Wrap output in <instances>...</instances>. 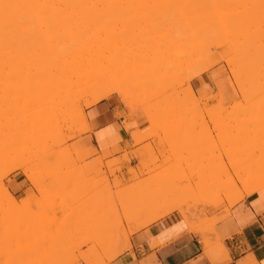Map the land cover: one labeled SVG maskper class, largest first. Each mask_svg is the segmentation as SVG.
<instances>
[{
	"label": "rangeland",
	"instance_id": "374dc122",
	"mask_svg": "<svg viewBox=\"0 0 264 264\" xmlns=\"http://www.w3.org/2000/svg\"><path fill=\"white\" fill-rule=\"evenodd\" d=\"M151 1L153 0H147L146 2L151 3ZM220 1L221 0H210V5L215 2L214 4H218L220 7H225L224 3L226 1ZM147 3H145L146 8L142 5L144 10L142 7L141 11L137 8L140 6L139 4L137 7L134 6L136 4L133 5L135 9L133 8L134 11L132 12H134V17L136 15L140 26L137 21L136 23L133 20L134 17H129L131 14L133 16L131 11H129V14L131 13L129 15L124 14L123 10H120V8H124L125 6V3H122V7L121 5L120 8L115 7L119 9H117L118 11L113 10L111 14L105 18L106 20L108 19L107 21L112 20L111 23H106L105 19L104 21L101 19L98 20V23L101 21L99 23L101 26L97 23V25L100 26H97V28L99 29L102 27V30L100 29V33H97L94 38L92 37L89 40L91 42H89L91 49L94 47L92 50L95 49V51H92V58L88 65L91 67L102 66L103 68H107L110 65L112 71L111 73L110 68L108 69V73L106 71L107 74L105 78L101 79L100 84H105L114 78L121 82H126L127 77L132 80V73L133 77L135 75L132 82L129 79L130 82H126V84L132 86L131 88L137 89H135L138 91L137 97L134 93L132 100H128V103H124L121 102L118 95L111 94L115 95L123 104L127 111V116L141 114L143 116L145 115L148 121V130L145 132L135 130L131 133L132 140L134 141L133 145H139V147L130 151L115 147L112 150L97 152L93 150L92 146L85 145L84 134L89 130V127L87 119L85 121L82 116H85L84 106L76 105V102H82L85 97H81L79 94L77 95V93L76 95L74 93L71 95L72 92L77 90L75 87L80 82H77L78 80H76L74 76L70 79H72V81L74 79L77 84L73 81L74 86L71 84V81V86H69L68 83L66 87L69 86L70 89L68 87L65 88L64 86H62V88L61 85L65 84L60 83V87L62 88L60 89V93L61 91H63L62 94L65 93L62 96L58 92L60 87L57 89L58 86H56L59 83H56V85L55 83H50L51 87H49L50 89L47 87V89H49L47 90L45 86H50V84L45 83L42 85L39 82H32L31 84L33 87L30 83L24 84V86H27L26 88L24 87V90L23 85L14 81L13 83L12 80H10V82L9 78H6L7 80L5 79V81L3 80L4 78L2 79L1 77L2 74L5 75V73H8L9 65L11 66L13 64L14 58L13 60L10 59L9 62H11V64H8V61L5 62L3 59V63H5L3 66L0 61V67L2 66V68H0V90H2L0 91V264H54L60 260L61 254L63 257L61 261H63L77 253L79 254L80 252L83 254H89L95 264H108L114 254H121L128 248L125 236L123 237L122 235L123 230L120 222L122 216L121 209L130 200L139 199L142 201H149L152 197H156L155 202L157 204L163 203L165 206L168 205V203L176 202L182 203L183 205L186 204L185 207L189 208V211L194 214H192L193 216L191 218L192 220H195L196 225L200 224L199 226H206L209 219L223 214L226 208L229 207V205H227L228 203L225 201L226 195L233 194L234 188L238 186L240 187V180L245 181L243 186L264 180V104L261 102H264V97L261 95L263 93H258V89L255 90L256 87L253 86V84H255V81H252L253 78H251V80L250 76L248 77L247 75L248 69L250 71V68L252 67H249V65H247L248 67L246 66V63L253 65L257 61L254 59L257 57L253 56L249 57V59L253 58L255 62L246 59V56H250L254 49L248 48V51L251 50V52L247 53L246 51L247 55L245 53L242 55L241 52L243 51L240 50L241 56H245L243 58L247 61L243 60L241 63H238L235 59L237 62H233L234 64H226L229 61L226 62V59H229L228 56L230 55H228V49H226L228 45L225 48V52L223 46L221 47V43L220 45H218V42L215 44V42L212 41L213 37L216 35L215 30H211V35L209 36H213L212 39L210 38L212 42H210V39H205L208 43L213 44L214 42V44L209 47L210 54L206 55L207 57L209 56L210 60L208 61H210V63L208 62V64H206L208 65L207 69H201L202 72L200 73L201 70L199 68L200 71L195 69L197 68V62L199 61L200 63V60H197L199 57L196 59L197 62L194 66L190 64L191 62H187V64H185L186 61L185 63L179 62L177 60L178 58L176 57V59L175 56L178 54L176 53V50L177 52L180 51L179 54H182L181 50H185L181 47L182 45L184 48V42H186V44L188 43L189 47L205 46L207 48L209 45L204 41L203 36L201 37L202 39L198 38L201 43L197 39L195 40V38H190L187 34L188 32H186L187 29L189 30L186 26V24L188 25L186 20H184L187 28L185 29L186 31L182 29L185 28V26L183 27V22L181 24L174 21V23H179L175 25H181L179 26V29L177 27L178 31L175 32L174 30H176V28L174 29L172 26L174 23H172L171 19L163 20L159 18L163 22H166L165 20H170L169 23H160L161 20L155 18L158 20V26L155 20L150 21H153L156 24H153L152 22L151 24L148 23L150 22L148 19V25H143L145 22H142L140 16L142 19L144 16L145 18L143 20L147 21L146 19L149 17L150 19L154 16L157 17L159 15L157 11H160L158 8L159 6L156 9L154 8L155 11L158 9L156 11L158 15H154V9L152 10V8L149 7L151 5ZM229 3L232 4L231 2ZM247 3H245V5ZM250 3H253V1ZM115 4L118 5L119 3H116L115 1ZM240 4L243 5L239 2V4L237 3L233 6H236V8L237 6H240L238 8L242 9L244 6L241 7ZM152 5H154V3ZM247 6L250 5L247 4ZM129 7H126L127 9H125L127 12ZM131 7L129 9H131ZM149 8H151V12L149 13L153 12L152 15L147 13ZM241 9H238V11ZM136 10L138 11L135 12ZM114 11H116V13L112 14ZM120 11L123 12V16ZM235 11L237 10L234 8L233 12ZM118 12H120V14ZM127 12L125 11V13ZM139 12H141L142 15ZM117 13L118 15H116ZM120 15L122 17L128 15L129 18L127 17L128 19H126L125 17L123 19ZM240 15H243V13ZM240 15L238 16L237 14V16L235 15L236 17L234 16L236 21ZM130 18H132V20H130ZM181 19L179 18V21ZM120 20H123V24L125 25H123ZM130 21H134L133 23H136L137 26L136 24H132V28H130ZM181 21H183V19ZM236 21L229 23L231 30L236 26L234 25L237 24ZM116 23H118V26H116ZM126 23L130 24L126 25ZM170 23L172 24L171 26ZM227 24L228 23L222 27H220L221 25L217 26L222 33H220L215 26L214 28L219 34L222 35L225 33L229 38L230 36L232 37L231 34L233 32L230 34L229 26ZM167 25L173 27V31L170 32ZM111 26H116V30L112 31L114 27L111 29ZM161 26L163 28H161ZM95 28L96 26H94V29ZM97 28L96 30H98ZM123 28L125 29L121 30L119 34V30ZM180 28L183 32L185 31V35H182L183 32H181ZM106 30L108 33L111 31L112 34H108ZM250 30L249 32H251ZM254 30H257L256 27ZM254 30H252V32H254L253 34L256 33V36L250 33L248 34L249 36L251 35L255 37L256 39L254 40L256 41H254L252 37L247 36L248 34H246L245 38L243 37L244 41L245 39L249 40L252 38L250 40H253L260 47V44H263L264 36L260 38L262 35L260 33L261 35L259 34L260 36L258 39V31ZM162 31V34H165L166 32V35L168 32V34L171 33V37L170 35H168L169 38L165 35L167 39H162L160 37L161 42H159V37L157 35H159L158 32ZM101 32H105V34H107V36L105 35L106 37H109V35L112 36L110 39L114 41L111 42L112 40L110 41V39H108L107 42L106 37H103V33ZM121 33H123V35H121ZM212 33H214V35ZM201 35H199V37ZM207 35L208 34H206V36ZM161 36L164 37L163 35ZM121 37H124V39ZM156 37L158 38L157 42L156 40H153L156 39ZM223 37L221 36L220 38ZM227 37H225V39L228 41L231 37L229 39ZM103 38L105 42H110L109 46L102 41ZM243 38H241V40ZM169 39H173L174 41ZM182 39L184 40L182 41ZM185 39H187V41ZM260 39L263 40L259 41ZM188 40H191L190 44ZM231 40L232 39L229 41ZM138 41H140V43H137ZM193 41H195V44H192L194 43ZM196 41L201 45H198ZM253 41L249 44L252 45ZM155 43L161 45L155 46ZM180 43L182 44L180 45ZM227 43H224L223 45H226ZM137 44L140 45L138 46ZM178 45L181 47L179 50ZM188 45L185 46L186 49ZM136 46L138 48H136ZM188 49L186 51H188ZM230 49L232 48L230 47ZM167 51L170 52L168 53ZM223 51L225 55L223 54ZM1 53L2 52H0V54ZM233 54L234 53L232 52V55ZM115 55L120 56L116 58ZM2 56L0 59L3 58ZM5 56L6 59H8V55L4 54V57ZM202 56L205 58L204 54ZM222 56H225V58L223 59ZM124 57H126V59L128 58L126 62H124ZM170 57L173 61L170 60L169 62ZM110 59H112V64H110ZM115 59H121V62L119 61L118 63L122 66L121 68L118 66L119 69L116 68L117 70L115 69L113 71L115 68L114 66H117L118 64L117 62V64H114L116 61ZM213 60H215L212 62L214 64H211V61ZM167 61L170 64L171 62L176 63H172L171 66H174L171 67ZM205 61L207 62V60L204 59V62ZM153 62H156L154 65L157 67L153 65ZM150 64L152 65L150 66ZM112 65L114 68L111 67ZM230 65H235L233 68L236 69L231 68ZM187 66L189 67V70L187 69ZM191 66L194 67V71L196 70L199 72L198 75L194 76V74L190 79L185 73L188 71L189 73L187 72V74L192 75L191 73L193 71L191 70H193V68ZM243 66L246 67L247 72L245 71V68L242 69ZM256 70L257 68L255 71ZM183 71H185V73ZM234 71L239 72L240 78L239 76H236V74H233L235 73ZM108 74H110V76ZM250 74L253 77L254 73ZM259 75L258 76L261 77V79L259 78L258 80L257 77V79L254 80L262 82L261 80L264 78L262 71ZM236 79L245 81L247 84V93L245 90V92L238 90V86H241L242 84L238 85L240 84V82H238V84L235 85V82H237ZM262 84L263 86L261 89L264 91V83L262 82ZM187 85L190 87L188 91ZM257 85H259V82ZM15 86L17 87V90H15ZM52 86L54 87L52 88ZM42 89H46V92L43 91L45 94L42 92ZM261 89L259 88V91L262 92ZM189 91L192 96L194 95L193 97H195V99L192 96H189ZM255 91L257 93H255ZM13 92L15 94H13ZM9 93H12L13 95ZM138 93L141 94L138 95ZM244 93L246 94L244 95ZM248 94L252 95L248 96ZM42 96L45 97L43 98ZM66 99L68 100L67 102L65 101ZM40 104H42V106ZM41 109L42 111L40 112L39 110ZM59 109L60 111L62 109L61 113ZM23 137H25V139ZM137 152L141 154L140 157L133 156L134 153ZM116 153H119V155H115ZM131 159H133V161H131ZM223 164L227 168L226 173V168H221L224 175L219 171V167ZM19 165H22V168H26V173L27 175L29 174V176H27L25 172H22V168L18 167ZM15 167L16 169H14ZM234 168L236 170H234ZM200 169L205 170V172L201 171L204 172L205 178H213V181L217 182L219 180L221 183L218 181L220 184L219 186L217 185L218 183L211 185V187L207 186L208 190L205 189L203 194L202 192H198L197 194H194L195 196H191V198L190 195L186 194L188 196L187 199L186 195H184L185 193L182 192V188H188L187 186L191 187L192 185H195L194 182L196 183L197 180L200 182V176L199 178H196L198 176L195 174V179L191 176L194 174L191 171L195 170L200 172ZM233 171H237L235 172L237 175L234 176V178L232 177L231 181L229 176L233 174ZM134 173L139 177H136ZM200 173L199 175H201ZM14 175L18 176L17 179H21L23 183L24 191L21 193L22 196H20V198L25 195V191L30 193L28 201L21 199L17 205H14L15 207L12 206L10 208V206L7 207V198L6 196L4 197V193L1 192V190L4 191L5 188H7L11 193L10 182L12 180L11 177ZM225 176H228L229 179L226 180L227 178ZM65 178H72L76 182L69 188L59 189L60 187L55 183H58V181ZM90 180L93 181V186L101 181L108 184L100 194L101 197L99 196L96 200L92 199L91 201L88 200V197H85V190H87L89 185L88 182ZM213 181L211 183H213ZM31 182H33V184ZM164 183L168 184L166 185V188H169L170 186L175 188V190L172 189V187L170 188L173 190L171 193L175 192V195H171L169 189L167 190L166 188L161 192L156 191L157 189L162 188L163 186L160 188L159 186L164 185ZM177 187H181V189L178 188V191L182 192V194L177 192ZM2 188H4V190ZM73 190L76 193L66 202L67 204L61 207L51 205V200L58 196V193L60 194L61 191L70 192ZM257 194H262L264 196V191L260 189ZM218 197H220L222 201L218 199ZM242 198L236 197L233 204ZM218 201L221 202L217 203ZM187 204L191 206L189 207ZM191 207L194 209H191ZM182 215L184 218H187L185 214ZM125 223L126 222H124V224ZM124 226L132 228L134 227V224H125ZM205 233L209 237L207 247H215L216 242H214V240L210 238V235H208L209 231H205ZM104 239L110 240H108V246H105V248L96 247V242ZM81 241L82 243H80ZM72 244H75L76 246L79 244V246H77L78 248H73L75 245ZM63 246L65 247V250ZM67 246L71 248H67ZM76 263L84 264L81 260Z\"/></svg>",
	"mask_w": 264,
	"mask_h": 264
},
{
	"label": "bare ground",
	"instance_id": "6f19581e",
	"mask_svg": "<svg viewBox=\"0 0 264 264\" xmlns=\"http://www.w3.org/2000/svg\"><path fill=\"white\" fill-rule=\"evenodd\" d=\"M115 1H116V3H119L118 5H116L115 4ZM147 0H112V2H111V0H0V52H2L0 55L3 57L2 59H0V61H1V63H2V66L3 65H5V63H3V59L5 60V62L6 61H8L7 63L8 64H11V62H9L10 61V59H12L13 60V58H14V60H13V64L10 66L9 65V68H8V73L6 74L5 73V75H3L2 74V72H1V74L3 75H1V77H2V79L3 80H5L6 78L8 79L9 78V81L10 80H12V82L14 81V82H17L18 84H21V85H23V89H24V87L26 88L27 86L25 85L24 86V84H31L32 82L34 83H36V82H39V83H41L42 85L43 84H45V83H48V84H50V83H55V85H56V83H59L58 85H56V86H58L57 87V89L60 87V85L61 84H65V85H61V87L62 86H64L65 88H69V86H71V84L72 85H74L73 83L75 82V84H77V82H79V84L74 88L76 91L75 92H72L71 93V95L74 93L75 95H76V93H77V95L79 94V96H81V97H85L84 99H83V101L80 103L79 101L78 102H76V105L78 106H84V108L85 107H88V106H91V105H93V104H95L96 102H98V101H100V100H102V99H105V98H107V97H109L111 94H116V95H118L119 97H120V100H121V102H124V103H128V100H132V96H133V94L135 93V95H136V97H137V92L138 91H136L137 89L136 88H131L132 86H128L127 84H126V82L127 83H129L130 82V80L128 79V77H127V79H128V81H127V79H126V82L125 81H120V80H118V79H115L114 77H111V78H114V79H112V80H109V82H107V83H105V84H100L101 82V79L102 78H105V76H106V74L109 72V68H110V65H109V67H107V68H103L102 66H97V67H91V66H89L88 65V63L90 62V60H91V58H92V54H93V52L92 51H95V49L94 50H92L91 49V47H90V45H89V40L93 37L94 38V36L97 34V33H100V29L102 28H97V26L98 27H100L101 26V24H99L101 21H99V23H98V20H102V21H104V19L105 18H107L110 14H111V12L113 11V10H117L118 8H115V7H119L120 8V5L122 4V3H125V6H124V8L122 7V5H121V7L122 8H120V10L122 11L123 10V12H124V14H129V11H131V13H133V16H132V14L129 16V17H134V12H132V11H134V9H135V7H137V5L139 4L140 6L139 7H137L140 11L142 10V5H144V7H145V3H147L146 2ZM153 1H155V2H153ZM153 1H151V3L153 2L154 3V5L156 6H154V5H152L151 3H147V4H150L151 6H149V5H147V6H149V7H151L152 8V10L155 8H157L158 6V8L160 9V11H157L158 13H159V15L157 14V12L155 11V9H154V15L155 14H157L158 16L156 17V16H154L153 18H151L150 19V17L149 18H147L146 20L147 21H145V20H143L145 17L143 16V19L141 18V16H140V19L142 20V22H145V23H143V25H146L147 24V22H148V19H149V21L150 20H155V22H157V26H158V20L157 19H155V18H161V19H171V21H172V23H174V21H176V22H179V23H181L182 24V22H183V27L185 26V21L184 20H186L187 22H188V25H190V26H188L187 24H186V26L189 28V30L186 28V26H185V28H182L183 30H185V29H187V31L186 32H188L187 34H188V36H190V38H192V39H194L195 38V40L197 39L198 40V38H201L202 36H203V39H204V41H205V39L207 38L208 40L211 38L212 39V37L213 36H209V35H211V30H215V36L213 37V39H212V41H214L215 42V44H216V42H218L219 44L218 45H220V43H221V47L223 46V48H224V51L226 52V50H225V48H226V46H227V48L226 49H228V51H227V53H228V55L230 54V55H232V52L234 53L232 56H228V58L229 59H226V62L228 61V63H226V64H234L233 62H235L236 60L238 61V63H241V61H243V60H246V59H248V60H250V61H252L253 60V62H255L256 60V62L252 65V64H247L246 63V66L247 65H249V67H252V68H250V71H249V69H248V73H247V75H248V77L250 76V79L251 78H253V80L252 81H255V84H253V86L254 87H256L255 88V90H257L258 91V93L260 92V94L261 93H263V94H261L263 97H264V91L261 89L262 88V86H263V84H262V82L264 83V78L261 80L262 82H260V81H258L259 80V78L261 79V77H259L260 75H259V73L261 74V71H262V73H263V75H264V66H263V64H264V41H263V44L261 45L260 44V42H259V44H260V47H259V45L258 44H256L254 41H256V40H254V39H256L255 37H253V36H249V34L248 33H250V34H252V35H255L256 36V33L255 34H253L254 32H252V30H254L255 29V27H256V29L257 30H254V31H258L257 32V35H258V39H259V36H260V38L261 37H263L264 35V0H249L250 2H252L253 1V3H250L248 0H221V1H226L225 3H224V6L225 7H220V6H218V4H214L215 2H213L211 5H210V0L209 1H207V0H153ZM220 1V2H221ZM236 1V2H235ZM245 1V2H244ZM145 2V3H144ZM207 4H206V3ZM229 2H231L232 4H230L229 3V5H228V3ZM239 2L240 3H242L243 5H241V7H243L242 9L241 8H238V7H240V6H237V8H236V6H233V5H235V4H239ZM248 2V3H247ZM113 5H112V4ZM156 3V4H155ZM209 3V4H208ZM245 3H247L248 5H250V6H247V4L245 5ZM111 4V5H110ZM128 4V5H127ZM134 4H136V5H134ZM116 5V6H115ZM127 5V6H126ZM129 5H130V7L131 6H133V7H131V9H129L130 7H129ZM112 6V7H111ZM153 6V7H152ZM208 6V7H207ZM211 6V7H210ZM111 7V8H110ZM114 7V8H113ZM126 7H129L128 8V12H127V10H125V9H127ZM144 7H143V10H144ZM134 8V9H133ZM141 8V9H140ZM146 8V7H145ZM151 8H149V10L148 9H145V10H148V12L147 13H149V12H151ZM234 8L237 10V11H235V12H237V13H235V12H233L234 11ZM238 9H241V10H239L238 11ZM119 10V9H118ZM117 10V11H118ZM127 12V13H125V11ZM120 11V12H121ZM138 10H136L135 12H137ZM243 11V12H242ZM120 12H118L119 14H120ZM123 12H121V14H122V16H123ZM156 12V13H155ZM114 13H116V11H114L112 14H114ZM118 13L116 14V15H118ZM139 13H141V12H139ZM146 13V14H147ZM241 13H243V15H240ZM136 14V13H135ZM149 14H153V12L152 13H149ZM237 16V14H238V16L240 15V19L239 18H237V21H236V16ZM141 15H142V13H141ZM144 15H145V13H144ZM148 15V14H147ZM121 15H120V17L121 18H125L126 17V19H128L129 17H128V15H124L125 17H122ZM146 16V15H145ZM235 16V17H234ZM128 17V18H127ZM120 18V19H121ZM132 18H130V20H132ZM136 18V15H135V17L133 18V20L136 22H138V20H137V18ZM177 18V19H176ZM179 18L181 19H183V21H179ZM140 19H139V21H140ZM161 19H159V20H161ZM174 19H176V20H174ZM234 20V21H232V20ZM94 20V21H93ZM106 20V19H105ZM108 20V19H107ZM106 20V23H111V19H109V20H111V21H107ZM178 20V21H177ZM239 20V21H238ZM91 21H92V23H91ZM121 21V20H120ZM129 21V20H128ZM127 21V22H128ZM133 21V22H134ZM153 21H150V22H148V23H150L151 24V22L153 23V24H156V23H154ZM166 22H163L162 20L160 21V23H169L170 22V20H165ZM237 22V24H234V25H236L235 27H233L232 28V30L230 29V25H229V23H231V22ZM114 22H115V20H114ZM114 22H112V23H114ZM123 20L121 21V23L123 24ZM126 22V21H125ZM131 22V21H130ZM133 22H131V24L130 23H126V25L127 24H130V28H132V24H136V23H133ZM174 23L173 25L170 23V26L172 25L173 27H174V29L176 28V30H174L175 32L176 31H178V29H179V26H181V25H175V24H179V23ZM94 23V24H93ZM96 23V24H95ZM97 23L100 25H97ZM120 23V24H121ZM139 23V22H138ZM159 23V24H160ZM226 23H228L227 25L229 26V30H230V34H231V32H233L231 35H232V37L230 38V39H232L231 41H229L230 39L227 37L228 35L227 34H225V33H223L224 34V37H223V34L221 35V34H219L218 33V31H220L218 28H217V26H220V27H222V26H224ZM92 26H91V25ZM103 24V23H102ZM104 24H105V22H104ZM103 24V25H104ZM115 24V23H114ZM118 23H116V26H118L117 25ZM112 25V24H111ZM123 25H125V24H123ZM123 25H121V26H123ZM148 25V24H147ZM163 25V24H162ZM94 26H96V28L98 29V30H96V28L94 29ZM116 26H111V29H112V31H114V30H116L115 29V27ZM129 26V25H128ZM136 26H137V24H136ZM139 26H140V23H139ZM155 26V25H154ZM164 26V25H163ZM170 26H168L167 25V28L169 27V31L171 32V31H173L172 30V28L173 27H170ZM214 26H215V28L218 30H216L215 28H214ZM227 26V27H228ZM262 26V27H261ZM165 27V26H164ZM177 27H178V29H177ZM214 29H213V28ZM254 27V28H253ZM107 28V27H106ZM117 28V27H116ZM119 28V27H118ZM159 28H160V26H159ZM161 28H163L162 26H161ZM166 28V27H165ZM171 28V29H170ZM225 28V27H224ZM253 28V29H252ZM110 29V30H111ZM125 28H123V29H120L119 30V34H120V31L121 30H124ZM129 29V28H128ZM128 29H126V30H128ZM181 28H180V30H181V32H183V30H182ZM250 29H252V30H250ZM102 30V29H101ZM108 30V29H107ZM106 30V31H107ZM208 30H209V32H208ZM248 30V31H247ZM249 30L252 32H249ZM164 31V30H163ZM163 31L162 32H158L159 33V35H157L158 37H159V42H161L160 40H161V38L162 39H167V37H168V35H170V37H171V33L170 34H168L167 33V35H166V32H165V34H162L163 33ZM166 31H168V30H166ZM184 31V32H185ZM205 31V32H204ZM216 31H217V33H216ZM184 32H183V34L182 35H185L184 34ZM203 32V33H202ZM213 32V31H212ZM101 33H103V37H106L107 36V34H105V32H101ZM107 33H108V31H107ZM110 34H112L111 33V31L109 32ZM108 33V34H109ZM158 33H156V34H158ZM220 33H222L221 31H220ZM261 33V34H260ZM163 35L164 37H162L161 35ZM202 34V35H201ZM206 34H208L207 36H206ZM213 35H214V33H212ZM221 37H223V38H220L218 35ZM229 34V35H230ZM243 34H244V36H243ZM246 34H248L247 36H249V37H252L253 38V44H254V46L256 47H254L253 46V44L251 45V44H249V43H252V41L250 40V39H252V38H250L249 39V37H248V39L250 40H247V39H245V41H244V38H245V36H246ZM260 34V35H259ZM106 35V36H105ZM117 35V34H116ZM115 35V36H116ZM121 35H123V33H121ZM167 37H166V36ZM199 35H201L200 37H199ZM204 36H205V38H204ZM110 37H112V36H110L109 35V37H106V41L108 40V39H110ZM161 37V38H160ZM166 37V38H165ZM185 37V36H184ZM186 37H187V35H186ZM197 37V38H196ZM216 37V38H215ZM225 37H227L229 40L227 41L226 39H225ZM244 37V38H243ZM121 38H123L124 39V37H121ZM120 38V39H121ZM155 38V37H154ZM169 38V37H168ZM181 38V37H180ZM179 38V39H180ZM189 38V37H188ZM187 38V39H188ZM241 38H243L242 40H241ZM247 38V37H246ZM187 39H185L186 41H187ZM191 39V40H192ZM202 39V38H201ZM206 39V40H207ZM211 39H210V42H212L211 41ZM215 39H217V40H215ZM223 39H224V42H223ZM263 39H264V37H263ZM263 39H260L259 41H261V40H263ZM112 39H110V41H111ZM153 40H156V42L158 41V38L156 37V39H153ZM169 40H171V39H169ZM184 39H182V41H183ZM190 40V41H191ZM219 40H220V42H219ZM247 40V41H246ZM94 41V40H93ZM92 41V42H93ZM102 41L106 44L107 42H105L104 41V38L102 39ZM114 40H112L111 42H113ZM141 41H143V40H141ZM171 41H174L173 39L171 40ZM189 41V40H188ZM189 41V44L191 43ZM199 41V40H198ZM226 41V42H225ZM181 42V41H180ZM194 43H192V44H195V41H193ZM197 42V41H196ZM200 42V41H199ZM205 42H207V41H205ZM214 42H213V44H214ZM229 44H228V43ZM258 42V41H257ZM91 43V42H90ZM104 43H103V45H104ZM110 43V42H109ZM109 43H107L108 44V46H109ZM124 43V42H123ZM137 43H140V41H138ZM172 43V42H171ZM201 43V42H200ZM199 43V44H200ZM202 43H204V42H202ZM224 43H227L226 45H223ZM93 44H94V42H93ZM106 44V45H107ZM112 44V43H111ZM114 44H115V42H114ZM113 44V45H114ZM154 44V43H153ZM182 43H180V45H181ZM185 46L186 45H188V43L186 44V42H184L183 43ZM197 44H198V42H197ZM198 44V45H199ZM206 44V43H205ZM204 44V45H205ZM212 43H208L207 42V45H209V46H207V48L205 47H202V46H193V47H189V45L187 46V49L188 48H190V49H188V51H186L187 49H186V47L184 46V48H183V46L181 45V47H182V49L184 50V51H182L181 50V53L182 54H179V52L180 51H178L177 52V50H176V53H178L176 56H175V58L179 61V62H181V63H185V61H186V63L185 64H187V62H191L190 64L191 65H194L195 66V63L197 62V60H200V63H199V61L197 62L198 64H196L197 65V68H195L196 70H201V69H204V70H206L207 69V67H208V65H206V64H208V62L210 63V61H208V60H210V58H209V56L207 57L206 55H209L210 54V49H209V47L211 46V45H213ZM89 45V46H88ZM92 45V44H91ZM116 45H117V43H116ZM138 46L140 45V44H137ZM156 45H161V44H156L155 43V46ZM201 45V44H200ZM230 45V46H229ZM258 46V49H257V46ZM101 46V45H100ZM105 46V45H104ZM118 46V45H117ZM116 46V47H117ZM142 46V45H141ZM171 46V45H170ZM175 46H177V45H175ZM191 46V45H190ZM225 46V47H224ZM262 46V47H261ZM96 47V46H95ZM154 47V46H153ZM152 47V48H153ZM179 47V48H178ZM178 50L181 48L179 45H178ZM230 47L232 48V49H230ZM107 48V47H106ZM135 48V47H134ZM136 48H138L137 46H136ZM151 48V47H150ZM248 48L249 49H254V51L252 52V54H250V56L249 55H247V53L248 52H251V50H249L248 51ZM156 49H158V48H156ZM164 49V48H163ZM247 49V50H246ZM256 49V50H255ZM118 50V49H117ZM139 50V49H138ZM166 50V49H165ZM172 50V49H171ZM173 50H175V49H173ZM190 50V51H189ZM214 50V49H213ZM234 50V51H233ZM243 51V52H241V51ZM109 51H111V50H109ZM116 51V50H115ZM136 51H137V49H136ZM155 51V50H154ZM186 51V52H185ZM224 51H223V54L225 55V53H224ZM229 51H230V53H229ZM246 51H247V53H246ZM113 52H114V50H113ZM168 52V51H167ZM170 52V51H169ZM168 52V53H169ZM183 52H185V53H183ZM242 53V55L245 53L247 56H248V58H247V56H246V59H244L243 57H245V56H241V53ZM141 53V52H140ZM4 54L5 55H8L9 57H12V58H9L8 56H7V58L9 59H6V56L4 57ZM112 54V53H111ZM172 54H173V52H172ZM174 54H175V51H174ZM204 54V56H205V58L202 56ZM263 54V55H262ZM113 55V54H112ZM237 57H236V56ZM261 55V56H260ZM1 56H0V58H1ZM118 56H120V55H115V57L117 58ZM172 56V55H171ZM241 56V57H240ZM257 57V58H254L255 59V61H254V59L253 58H250L249 59V57ZM113 57V56H112ZM111 57V58H112ZM114 57V58H115ZM199 57V58H198ZM223 57V56H222ZM226 57H227V54H226ZM236 57V58H235ZM240 57V58H239ZM164 58V57H163ZM173 58V57H172ZM198 58V59H197ZM209 58V59H208ZM214 58V57H213ZM225 58V56L223 57V59ZM241 58H243V59H241ZM76 59H77V61L78 60H81V61H76ZM128 59V58H127ZM126 57H124V62H126ZM174 59V58H173ZM175 59V60H176ZM197 59V60H196ZM204 59L205 60H207V62L205 61L204 62ZM236 59V60H235ZM241 59V60H240ZM11 60V61H12ZM114 60V59H113ZM116 60V59H115ZM149 60V59H148ZM166 60V59H165ZM170 60H171V57H170V59H169V62H170ZM182 60V61H181ZM196 60V61H195ZM220 60V59H219ZM261 60H263V61H261ZM110 62L112 61V59H110L109 60ZM121 62V59L120 60H116L115 62H114V64H117L118 62ZM146 61H147V58H146ZM161 61V60H160ZM159 61V62H160ZM171 61H173V60H171ZM184 61V62H183ZM195 61V62H194ZM204 63H203V62ZM215 60H213V61H211V64H214V63H212V62H214ZM218 61V60H217ZM216 61V62H217ZM236 61V62H237ZM240 61V62H239ZM247 61V60H246ZM117 62V63H116ZM122 62H123V60H122ZM144 62V61H143ZM150 62V61H149ZM168 62V61H167ZM166 62V63H167ZM168 62V63H169ZM194 64H193V63ZM249 62V61H248ZM259 62V63H258ZM261 62H263V63H261ZM113 62H111L110 64H112ZM154 63L156 64V62H153V65H154ZM172 63L173 62H171V64H170V66L172 65ZM176 63V62H175ZM175 63H173V64H175ZM178 63V62H177ZM180 63V64H181ZM188 63V64H189ZM120 63H118L117 64V66H114L113 67V65L111 66L112 68H114L113 69V71L117 68V69H119V68H121V66L122 65H119ZM123 64H126V63H123ZM149 64V63H148ZM161 64V63H160ZM179 64V63H178ZM202 64V65H201ZM204 64V65H203ZM261 66H260V65ZM152 64H150V66H151ZM199 65V66H198ZM252 65V66H251ZM2 66L0 67V68H2ZM6 66H8V65H6ZM108 66V65H107ZM118 66H119V68H118ZM148 66V65H147ZM150 66H148V67H150ZM155 66V65H154ZM174 66V65H173ZM173 66H171V67H173ZM204 66V67H203ZM229 66V65H228ZM231 66V65H230ZM235 66V65H234ZM234 66H231V68H233ZM155 67H157V66H155ZM171 67H169V68H171ZM188 67V66H187ZM192 67V66H191ZM209 67H210V65H209ZM240 67V66H239ZM248 67V66H247ZM151 68H153V67H151ZM167 68V67H166ZM193 68V70H191V71H193L191 74L192 75H188L187 74V69L189 70V67L186 69V73H185V71H183L187 76H188V78L190 77V79L193 77V75L194 76H196V75H198V72L200 71H194V67H192ZM199 68V69H198ZM243 68H245V71L247 70L246 69V67L245 66H243L242 67V69ZM257 68V70L255 71V69ZM116 69V70H117ZM139 69L141 70V68L139 67ZM145 69V68H144ZM161 69V68H160ZM233 69H236V68H233ZM4 70V69H3ZM131 70V69H130ZM129 70V71H130ZM154 70V69H153ZM166 70V69H165ZM203 70V71H204ZM255 71V72H253V71ZM261 70V71H260ZM106 71H107V73H106ZM143 71V70H142ZM144 71H146V70H144ZM149 71V70H148ZM239 71V70H238ZM260 71V72H259ZM3 72H5V71H3ZM110 72L112 73V71H111V68H110ZM133 72V71H132ZM131 72V73H132ZM152 72V71H151ZM150 72V73H151ZM156 72V71H155ZM162 72V71H161ZM202 72V70L200 71V73ZM235 73H233V74H236V76H239V78H240V75H239V72H236V71H234ZM247 72V71H246ZM257 72H259V73H257ZM110 73V74H111ZM130 73V74H131ZM139 73H140V71H139ZM142 73V72H141ZM147 73H149V72H147ZM189 73V72H188ZM237 73H238V75H237ZM241 73V72H240ZM250 73H254L253 74V77H252V75L250 74ZM110 74H108L109 76H110ZM144 74V73H143ZM9 76V77H7V76ZM140 76H142L141 74H139ZM145 75V74H144ZM143 75V76H144ZM153 75V74H152ZM157 75V74H156ZM256 76V78H255V76ZM259 75V76H258ZM6 76V77H5ZM72 76H74V78L76 79V80H78L77 82L73 79V81H72V79H70ZM109 76H108V78H109ZM111 76H112V74H111ZM150 76V75H149ZM192 76V77H191ZM130 77V76H129ZM134 77H135V75H134ZM134 77H133V73H132V80L134 79ZM186 77V76H185ZM257 77H258V80H254V79H257ZM11 78V79H10ZM155 78V77H154ZM188 78L186 77V79L188 80ZM6 79V80H7ZM234 79H235V75H234ZM246 79V78H245ZM2 80V81H3ZM5 80V81H6ZM132 80H131V82H132ZM237 80V79H236ZM240 80V79H239ZM237 80V82H235V85L236 84H238V82H240V84H238V85H241V86H238L239 87V89L238 90H240L241 92L243 91V92H245L246 91V87H247V84L245 83V81H243V80ZM71 81H72V83H71ZM259 82V85H257L258 84V82ZM11 82V81H10ZM13 82V83H14ZM188 82V81H187ZM1 83V82H0ZM61 83V84H60ZM69 83V84H68ZM71 83V84H70ZM69 85V86H67L66 87V85ZM131 84V83H130ZM248 84H249V82H248ZM4 85V84H3ZM9 85V84H8ZM17 85V84H16ZM32 85V84H31ZM75 86V85H74ZM73 86V87H74ZM249 86V85H248ZM261 86V87H260ZM6 87V86H5ZM16 87V86H15ZM19 87H20V85H19ZM29 87V86H28ZM32 87H33V85H32ZM46 87V89H47V87L49 88V87H51V84H50V86H45ZM54 86H52V88H53ZM59 88L58 90V92L60 93V89H62V88ZM98 87H100V88H98ZM130 87V88H129ZM133 87H135V86H133ZM235 87H237V86H235ZM241 87V88H240ZM2 88V87H1ZM43 88H44V86H43ZM97 88H98V90H97ZM259 88L262 90V92L261 91H259ZM46 89H42V92L43 91H45L46 92ZM50 89V88H49ZM49 89H47V90H49ZM56 89V88H55ZM70 89V88H69ZM73 89V90H74ZM96 89V90H95ZM136 89V90H135ZM188 89H190V87H189V85H187V91H188ZM253 89V88H252ZM5 90V89H4ZM14 90V89H13ZM15 90H17V87H16V89ZM25 90V89H24ZM32 90V89H31ZM64 90V89H63ZM245 90V91H244ZM0 91H2V90H0ZM65 91V90H64ZM191 91V90H190ZM190 91L188 92V93H190ZM19 92V91H18ZM41 92V91H40ZM62 92L63 91H61V93H60V95L62 96V95H64V94H62ZM192 92V91H191ZM248 92H250V91H248ZM44 93V92H43ZM246 93H247V91H246ZM246 93H244V95L246 94ZM255 93H257L256 91H255ZM9 94H12V93H9ZM13 94H15L14 92H13ZM12 94V95H13ZM28 94V93H27ZM38 94H39V92H38ZM45 94V93H44ZM58 94V93H57ZM68 94V93H67ZM141 94V93H140ZM139 93H138V95H140ZM242 94V93H241ZM40 95H42V94H40ZM59 95V96H60ZM250 95H252V94H248V96H250ZM29 96V95H28ZM39 96V95H38ZM189 96H192V94L190 93V95ZM194 96V95H193ZM192 96V97H193ZM260 96V95H259ZM262 96H260V97H262ZM43 98L45 97V96H42ZM69 97V96H68ZM67 97V98H68ZM78 97V96H77ZM80 97V98H81ZM59 98V97H58ZM64 98V97H63ZM194 99H195V97H193ZM209 98V97H208ZM244 98V97H243ZM251 98V97H250ZM37 99V98H36ZM42 99V98H41ZM72 99V98H71ZM76 99V98H75ZM188 99V98H187ZM207 99V98H206ZM248 99V98H247ZM246 99V100H247ZM264 99V98H263ZM43 100V99H42ZM191 100H193V99H191ZM39 101V100H38ZM66 102L68 101L67 99L65 100ZM196 101V100H195ZM204 101V100H203ZM218 101V100H217ZM65 102V103H66ZM263 104H264V102L263 101H261ZM42 103V102H41ZM42 104H44V103H42ZM42 104H40L41 106H42ZM217 104V103H216ZM215 104V105H216ZM198 105V104H197ZM214 105V107L216 108V106ZM60 106V105H59ZM217 106H218V104H217ZM38 107H39V104H38ZM67 107V106H66ZM213 107V106H212ZM43 108V107H42ZM68 108V107H67ZM199 108V107H198ZM40 109V108H39ZM53 109V108H52ZM45 110V109H44ZM40 112L42 111V109L41 110H39ZM59 111H60V109H59ZM61 111H62V109H61ZM61 111H60V113H61ZM75 111V110H74ZM35 112H36V110H35ZM71 112V111H70ZM34 113V112H33ZM47 113V112H46ZM58 113V112H57ZM59 114V113H58ZM64 114V113H63ZM62 115V114H61ZM32 116H33V114H32ZM37 116V115H36ZM48 116V115H47ZM83 116V119L86 121V116H84V115H82ZM124 116V115H123ZM126 122V121H125ZM46 128V127H45ZM51 128V127H50ZM49 130V129H48ZM50 131V130H49ZM48 131V132H49ZM53 131V130H52ZM51 131V132H52ZM39 135H41V134H39ZM79 135V134H78ZM24 139H25V137H23ZM137 140V139H136ZM138 141V140H137ZM74 162V161H73ZM88 162V161H87ZM75 163V162H74ZM24 165V164H23ZM220 165V164H219ZM22 165H19L18 167H20V168H22L21 167ZM224 166V164L223 165H221L219 168V171H220V173H222V171H221V168L223 169V168H226L225 166ZM227 166V165H226ZM17 167V166H16ZM16 167L14 168V169H16ZM17 167V168H18ZM229 168V167H228ZM22 170V172H25V174L27 175V173H26V168L24 167V168H22L21 169ZM198 170V169H197ZM234 170H236L235 168H234ZM199 171V170H198ZM201 171H204L205 172V170H202V169H200V172ZM226 171H227V168H226V170H225V173H226ZM191 172H193L192 174L193 175H191L192 177H194V175L196 174V176H198V177H196V178H199V176L201 177V178H199V180H200V182L197 180L196 181V183L194 182V184L195 185H192L191 187H189V186H187L188 188H186V187H183L182 188V192L183 193H185L184 195H186V194H188V195H190V198H191V196L193 197V195L194 194H197L198 192H202V194L204 193L203 191L206 189V190H208L207 189V186H210L211 187V185H214L215 183L217 184L218 183V181L217 182H215V181H213V178H205V175H204V172H197V171H195V170H193V171H191ZM191 172H190V174H191ZM197 172V173H196ZM235 172H237V171H233V174H231L230 176H229V178L231 179V181H232V177L234 178V176H236L237 174L235 173ZM199 173L201 174V175H199ZM224 173V172H223ZM222 173V174H223ZM135 174V173H134ZM141 174V173H140ZM189 174V175H190ZM198 174V175H197ZM203 174V175H202ZM136 175V174H135ZM224 175V174H223ZM27 176H29V174L27 175ZM138 175H136V177H137ZM139 177V176H138ZM186 177V176H185ZM191 177V178H192ZM195 177H194V179H195ZM203 177V178H202ZM227 179L226 180H228L229 178H228V176H225ZM114 178V177H113ZM115 178H116V176H115ZM184 178V177H183ZM30 180H32V179H30ZM238 180V179H237ZM194 181V180H193ZM213 181V183H211ZM75 180L74 179H72V178H65V179H62L61 181H58V183L56 182L55 184H57V186L58 187H60L59 189H61V188H69V187H71L72 185H74L75 184ZM92 182L93 181H89L88 182V188H87V190H85L86 191V193H85V197H88L89 199V201H91L92 199H97V198H99V196L101 197V193H102V191L105 189V187L106 186H108V184L107 183H105V182H98L95 186H93L92 185ZM239 182V181H238ZM256 182V181H255ZM32 184H33V182H31ZM135 183V182H134ZM133 183V184H134ZM219 183H221V181H219ZM217 184L218 186L220 185V184ZM236 183V182H235ZM0 184H1V182H0ZM131 184V183H130ZM225 184V183H224ZM240 184L242 185H240V187L238 186V187H235L234 188V191H233V194H228V195H226V198H225V201L228 203L227 205H229V207L228 208H226V210H225V212L223 213V214H220V215H218V216H214V217H212L211 219H209L208 220V224L206 225V226H199L200 224H198V225H196V222H195V220H192V216L194 215L193 214V212H190L189 211V208H186L185 207V205H183L182 203H178V202H176V203H168V205H166L165 206V204L163 205V203H159V204H157L156 202H155V200H156V197H152L149 201H142V200H139V199H133V200H130L129 202H127L126 203V205H124L123 207H122V216H121V226H122V235H123V237L125 236V239H126V242H127V246H128V248L130 247V244H129V236H130V234H132V233H134L135 231H138L140 228H143V227H145V226H147L148 224H150V223H152V222H154V221H156V220H158L159 218H161V217H163L164 215H166V214H168V213H170L171 211H173V210H177V211H179L180 213H182V214H185L186 216H187V218H186V220L185 221H187L186 223H188V226L190 227L189 229H191L192 231H194V232H197L198 233V235L200 236V242L203 244V246L205 247V248H207V246H208V240H209V237L207 236V234L205 233V231H209V234L208 235H210V238H214V239H216L217 240V237H216V234H215V232H214V230H213V225L219 220V219H222V218H224V217H226L228 214H229V208L232 206V204L234 203V201H235V198L236 197H245V196H248V195H250V194H253L254 192H257V191H259L260 189L261 190H263L264 191V180H262V181H260V182H257V183H249V185H246V186H243L244 184H245V181L244 180H240ZM54 185V184H53ZM166 185H168V184H165L164 183V185H161V186H159V188L160 187H162V188H160V189H157L156 191L157 192H161L162 190H165V188H166ZM1 186V185H0ZM56 186V185H55ZM3 187V186H2ZM172 186H170L169 188H166L167 190L169 189V191H170V193H171V191H173L172 189H174L175 190V188H173L172 187V189H170ZM182 187V186H181ZM181 187H177V192H180V191H178V188H180L181 189ZM209 188V187H208ZM1 189V188H0ZM3 190H4V188H2ZM1 192H3L4 193V197L6 196V198H7V207H9L10 206V208L13 206V207H15L14 205H17V203L21 200V199H24V201L25 200H27L28 201V197H29V193L30 192H27V191H25V195L22 197V198H20V199H17L13 194H11L10 192H9V190L7 189V188H5V190L4 191H2L1 190ZM60 192V191H59ZM62 192V193H61ZM60 192V194L58 193V196H56V197H54L51 201H52V204L51 205H56L57 207L59 206V207H61V206H64L65 204H67L66 202L68 201V200H70L73 196H74V194L76 193L74 190L73 191H70V192H64V191H61ZM182 192H180V194H182ZM205 192H207V191H205ZM175 193V192H174ZM174 193H171V195L173 194V195H175ZM199 194H201V193H199ZM223 194V193H222ZM32 195V194H31ZM195 196V195H194ZM188 196L186 195V198H187ZM5 199V198H4ZM188 199V198H187ZM218 199H220L221 201H222V199L220 198V197H218ZM6 200V199H5ZM221 201H218L217 203H219V202H221ZM184 203V202H183ZM25 204V203H24ZM216 205V204H215ZM234 205V204H233ZM187 206H191V205H188L187 204ZM6 207V208H7ZM191 209H194L193 207H191ZM190 209V210H191ZM193 214V215H192ZM196 215V214H195ZM196 217V216H195ZM194 217V218H195ZM184 218V217H183ZM193 218V219H194ZM195 219H197V218H195ZM124 220V221H123ZM141 220V221H140ZM124 222H126L125 224H134V227H127V226H124L125 224H124ZM199 223V222H198ZM128 228H129V230H128ZM89 239V238H88ZM109 240V239H108ZM108 240H106V239H104V240H101V241H97L96 242V247H104L105 248V246H108V244H109V242H108ZM110 241V240H109ZM80 243H82V241L80 242ZM68 244H70V243H68ZM67 244V245H68ZM65 245V244H64ZM71 245V244H70ZM69 245V246H70ZM72 245H75V244H72ZM69 246H67V248L69 247ZM77 246H79V244H77ZM76 245L73 247V248H75V247H77ZM64 247V246H63ZM62 248V247H61ZM69 248H71V247H69ZM72 248V249H73ZM78 248V247H77ZM76 248V249H77ZM63 249V248H62ZM71 249V250H72ZM64 250H65V247H64ZM69 250V249H68ZM75 250V249H74ZM73 250V251H74ZM76 251V250H75ZM58 253H59V251H58ZM61 253H64V252H61ZM60 253V254H61ZM112 255V254H111ZM119 254H114L112 257H111V260H113L114 258H116L117 256H118ZM61 258H60V260L58 261V262H56V263H54V264H73V263H75V262H77V261H79V260H81L82 262H84L85 264H95L94 262H93V260L91 259V256L89 255V254H83L82 252H80L79 254L77 253L76 255H73V256H71L69 259H67V260H63V261H61V259L63 258L62 257V254H61V256H60ZM252 262V261H251ZM246 263V262H245ZM247 264V263H246ZM251 264V263H250ZM252 264H254V263H252Z\"/></svg>",
	"mask_w": 264,
	"mask_h": 264
},
{
	"label": "crops",
	"instance_id": "0c3cea01",
	"mask_svg": "<svg viewBox=\"0 0 264 264\" xmlns=\"http://www.w3.org/2000/svg\"><path fill=\"white\" fill-rule=\"evenodd\" d=\"M126 112L115 95L85 107L89 127L84 134L85 145L97 152L139 147L133 145L131 133L148 130V121L145 115L127 116ZM140 155L137 152L133 156ZM17 178L11 177L10 189L20 198L24 187ZM257 192L237 201L229 214L213 225L215 247L205 248L186 218L173 210L130 234V247L108 264H264V196Z\"/></svg>",
	"mask_w": 264,
	"mask_h": 264
}]
</instances>
